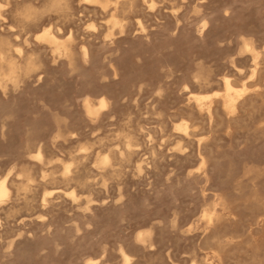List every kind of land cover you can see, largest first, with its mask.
<instances>
[{"label":"rangeland","instance_id":"obj_1","mask_svg":"<svg viewBox=\"0 0 264 264\" xmlns=\"http://www.w3.org/2000/svg\"><path fill=\"white\" fill-rule=\"evenodd\" d=\"M54 1L0 0V44L41 65L0 86V264H126L123 250L128 264H264V0ZM51 25L74 65L36 40ZM246 42L260 53L253 81ZM225 76L259 81L261 95L231 119L212 98L202 116L190 93L221 92ZM102 98L96 121L84 105ZM183 121L192 138L174 128ZM213 204L219 223L203 217Z\"/></svg>","mask_w":264,"mask_h":264},{"label":"bare ground","instance_id":"obj_2","mask_svg":"<svg viewBox=\"0 0 264 264\" xmlns=\"http://www.w3.org/2000/svg\"><path fill=\"white\" fill-rule=\"evenodd\" d=\"M58 1V0H57ZM56 0L54 1L55 2V5H57V2ZM85 1L86 3H89V4H92V5H97V6H100L101 8H103V10L107 11L106 9H108L110 6L114 7L115 6V9L118 8V6L120 4H124V7H127V8H132L135 3H136V0H83ZM148 0H144V2H147ZM53 2V3H54ZM84 2V3H85ZM62 4V3H59V5ZM55 5H52V6H55ZM58 6H55L53 8H56V7H59ZM31 7V6H30ZM32 8V7H31ZM1 4H0V17L2 16V13H1ZM35 10V8H34ZM34 12V11H33ZM33 12L29 11V13L27 14V16L29 18H31V16L33 15ZM36 12V11H35ZM115 14V12H114ZM36 15V14H35ZM33 18V16H32ZM25 19V18H24ZM112 23H114L115 25H118V22L116 21L117 18L115 17V15L112 16V19H111ZM35 22V20H34ZM33 22V23H34ZM23 25L22 27L25 29L27 28L30 24H27L26 21L22 22ZM28 23H29V20H28ZM13 28V26H10V30ZM52 25L51 26H47L43 29L42 32H40L39 34L36 35V40L42 42V43H45L49 46H51L52 48H54L57 52L59 51H62L63 52V55L68 59V61L73 64V58H74V52H73V49H72V45L68 42H62L60 40V38H58L54 33H53V29H52ZM23 29V30H24ZM20 37V36H19ZM72 38V36L70 37ZM71 40V39H70ZM73 40V39H72ZM72 42V41H71ZM245 47L246 48L245 50H247L252 58H253V61H254V67H253V70H252V75H251V81H253L257 76L261 75L259 73V57H260V53L256 50V48L249 42H246L245 44ZM19 46V45H18ZM13 48V45L11 44V42L6 39V38H3L2 39V42L0 44V66L6 64L8 66V73L4 74V77L3 78H0V86L3 88L4 92L6 91L7 89V84H3V80L6 81V82H11L14 87H18V85L20 84V78H19V73L22 71L24 72L25 75H28L30 73H33L34 71H36L37 69L40 68V63L36 60V59H33L32 57H29L27 60H26V66L24 67L23 64H22V61L20 60H17L16 58H14L12 55H11V51L13 52L12 50ZM21 49V48H20ZM18 50V49H17ZM53 50V49H52ZM84 50V54L87 55V50L86 48L83 49ZM19 52V51H18ZM21 52V51H20ZM22 53V52H21ZM20 55V54H19ZM32 56V55H31ZM21 57V56H20ZM39 57V55H38ZM88 58V57H87ZM70 64V65H71ZM74 65V64H73ZM259 74V75H258ZM1 77V76H0ZM204 77H202V80H203ZM206 82L207 80L204 79ZM203 80V81H204ZM259 80V79H257ZM205 82V84H206ZM256 82V81H255ZM259 81L255 84V87H249L246 83H243L241 86H237L235 84V80H233V78L229 77V76H225L223 77L222 79V85H223V91L221 92H215L213 94H204V95H195L193 93H190L191 97L192 98H195L196 99V104H197V108L199 110V113L204 116V115H207L209 116L211 119L213 117V111H214V106H213V103L214 102H210L209 104H204L205 101L207 100H211L212 98H216V99H221V105H222V108L223 110L226 112L227 114V117L228 118H234L240 111V109L245 105V103L248 102V100L252 99L253 97L255 96H260L261 95V92H260V87L258 85ZM204 84V86H205ZM207 85V84H206ZM254 85V84H253ZM251 86V85H250ZM207 88V87H206ZM253 88H255L253 90ZM251 105H253L252 103H250ZM85 110L87 112V114H89V116H92V118H95V120L97 121L98 117L100 114H102V111L103 110H106L108 107H109V103L106 99H100V101L98 102V106H94L93 104H91V102L89 101H86L85 105ZM102 116V115H101ZM100 118V117H99ZM139 125V124H138ZM264 125V124H263ZM261 126L260 125V129H263L264 126ZM179 133H181L186 139H189V138H192V132H190V125H189V122L188 121H183L182 123H178L176 124V126L174 127ZM58 132V131H57ZM63 134V133H62ZM58 137L61 136V132L59 131L58 132ZM64 137V136H61V138ZM65 138V137H64ZM131 142V141H129ZM204 140L203 139H200L199 141V145L201 146L203 144ZM129 150H131V146H128L127 147ZM35 157L38 161H41V159H43L42 157L43 154H42V151L39 150L36 154H35ZM201 159H202V162L203 163H206V157H204L202 154L200 155ZM101 159H103L101 157ZM97 160V159H96ZM106 162L109 161V157H105L104 159ZM100 163L102 162L99 161ZM112 163V162H111ZM101 165V164H100ZM72 172V164H65L64 165V169H63V176L68 179L70 174ZM254 174V173H253ZM10 175L11 173H8L6 175H4L3 177L0 178V206L10 198L11 196V187H10ZM30 176V175H29ZM28 176V177H29ZM207 175H205L206 177ZM63 177V178H64ZM208 177V176H207ZM65 180V179H64ZM73 181V180H72ZM23 190V189H22ZM48 195H51V192L50 193H47ZM46 194V195H47ZM54 195V194H53ZM70 196L71 197H75V194L74 192H71L70 193ZM255 196V195H254ZM256 199V198H255ZM75 200V199H74ZM257 200V199H256ZM47 202V198L45 197L44 199V203ZM223 202V201H221ZM225 204V205H224ZM224 204H219L221 208L224 209V207L226 206V203ZM229 204V203H228ZM263 204V203H262ZM213 210L212 211H209L206 212L203 217L207 218L209 223H219L221 222L223 219H226V214L227 212H225L224 210V214H221L218 212V209H217V204H213ZM211 207V205H210ZM230 208V207H229ZM227 208V209H229ZM259 210V209H258ZM260 211V210H259ZM229 215V214H228ZM236 216V214H235ZM234 217V216H233ZM232 217V218H233ZM230 218V217H229ZM263 218V217H262ZM231 219H229L230 221ZM228 221V222H229ZM224 222V221H223ZM227 222V221H226ZM222 224V223H221ZM220 224V226H221ZM217 226V225H216ZM215 227V226H214ZM219 227V226H218ZM150 231V230H149ZM210 231V230H209ZM151 234L150 232H146V233H140L139 234V237L141 238V241L142 242H147L146 241V238L148 237V235ZM152 235V234H151ZM208 235V234H207ZM154 236V235H152ZM215 238H217V236H214ZM139 238V239H140ZM219 238V237H218ZM138 239V240H139ZM150 240V237L147 238ZM208 240V239H207ZM220 239H217L216 241H218ZM237 240V239H236ZM209 242V240H208ZM207 242V243H208ZM150 243V242H149ZM146 244V243H145ZM209 244V243H208ZM151 246H152V243H151ZM220 246V245H219ZM210 247V246H209ZM220 252V251H219ZM217 253V252H216ZM226 254V253H225ZM121 255H122V258L124 260V262L126 264L130 263L132 261V258L126 254V252L121 251ZM221 256V253L220 255ZM91 263V262H90ZM193 263V262H192ZM91 264H100V262L98 260H94L92 261ZM196 264H198L196 262ZM206 264V263H205ZM208 264H215V263H208ZM219 264H223L222 263V258H219Z\"/></svg>","mask_w":264,"mask_h":264}]
</instances>
